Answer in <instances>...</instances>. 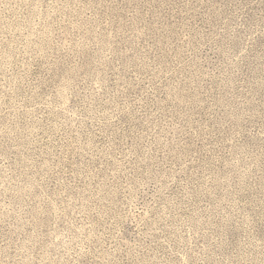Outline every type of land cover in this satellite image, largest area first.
<instances>
[{
	"label": "rangeland",
	"instance_id": "1",
	"mask_svg": "<svg viewBox=\"0 0 264 264\" xmlns=\"http://www.w3.org/2000/svg\"><path fill=\"white\" fill-rule=\"evenodd\" d=\"M0 264H264V0H0Z\"/></svg>",
	"mask_w": 264,
	"mask_h": 264
}]
</instances>
